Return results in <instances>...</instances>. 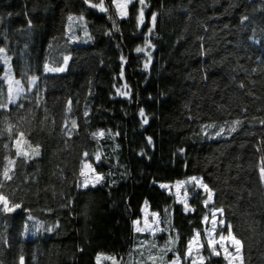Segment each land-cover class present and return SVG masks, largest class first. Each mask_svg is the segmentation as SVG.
Returning a JSON list of instances; mask_svg holds the SVG:
<instances>
[{"label": "trees", "instance_id": "obj_1", "mask_svg": "<svg viewBox=\"0 0 264 264\" xmlns=\"http://www.w3.org/2000/svg\"><path fill=\"white\" fill-rule=\"evenodd\" d=\"M127 13L110 0H0V88L5 57L25 86L23 108H0V170L16 160L3 191L21 204L0 211V264L182 257L202 236L204 198L195 191L186 211L160 184L190 176L224 209L243 264H264V0H133ZM18 132L29 158L15 156ZM83 163L103 177L95 187H78ZM144 203L163 229L153 237L133 231ZM203 244V264H225Z\"/></svg>", "mask_w": 264, "mask_h": 264}, {"label": "snow or ice", "instance_id": "obj_2", "mask_svg": "<svg viewBox=\"0 0 264 264\" xmlns=\"http://www.w3.org/2000/svg\"><path fill=\"white\" fill-rule=\"evenodd\" d=\"M87 2V0H86ZM112 2L116 5V10L119 12L120 16L126 17L127 16V8L128 5L133 3V0H112ZM138 3L140 5H145V0H138ZM91 7H99V10L101 12H105L107 11V8L104 6V4L101 2L99 4H91ZM69 19H72L71 17ZM244 19H247V17H245ZM152 20V24L153 27L155 26L156 23V15L153 14L151 17ZM138 22L140 24H143L144 22V11L143 8L140 9L139 11V17H138ZM152 30L149 29V34H151ZM137 52H143L144 49L143 48H137L136 49ZM4 49L0 48V53H3ZM149 58L150 54H149ZM67 57H65V63L67 62ZM5 62H7V58L5 57ZM145 67L147 68V64L145 65ZM47 71H58V72H62L64 71L63 67H57V68H48L47 65L45 66ZM7 82H8V88H7V93L5 94L4 90L2 88H0V97H4V99H0V108L2 109H8L9 105L13 106V110L15 109H19V108H23V104L22 103H18V101H21L25 98V86L21 84L20 80H15L13 81V79H11L10 77L7 78ZM35 82V78H33V80L31 81V83ZM30 90V89H29ZM68 111H71V102H69V107H68ZM85 115H87V112H85ZM141 115H143V112H141ZM145 123H147V121L145 120ZM241 123V121L237 120L234 122L233 127L231 128V131H235L236 130V125H239ZM262 123H264V121H262ZM77 127V122L76 120L72 119L70 121V126L69 124L66 122L64 124V128L67 129V131L65 132V135H67L69 138H71L72 135V129ZM207 127H213V125H208ZM7 131L11 132V127H9L7 129ZM223 128L220 129L219 132L216 133V135H221L223 133ZM104 132L101 131L99 133H93V136H103ZM25 137V133L23 132H18L17 136L14 137V143L16 145V151H15V156L16 157H24V158H29L30 154L28 151H22L21 150V143L24 140ZM30 147H32L31 145H29ZM7 147V145L5 146ZM40 155V148L39 145H36L34 147H32V153L31 156L35 157V156H39ZM87 153H84V156H87ZM95 159L97 161L100 160V156L97 155L95 157ZM23 162V161H22ZM16 164V160L15 159H11L8 158L7 159V164L4 165L2 167V170H0V211L3 212H13L18 208H21V204L14 202V201H10L9 199V195L7 193H5L3 191L4 188L7 187V181H11L13 179V174H12V166H14ZM83 169H92V165L89 163H83V168L80 172V176L85 177V179L78 184V187H82V188H88L89 187V179L87 176V173L83 170ZM94 171V169H93ZM261 175L262 177H264V169H261ZM103 179V177L99 174H97L95 176V181L96 183H99L101 180ZM195 182L196 186L202 187L203 190L208 194L207 195V199L205 201V206H207V204L209 202L212 201L213 199V192L211 189H209L207 184H203L202 181L198 180L196 177H192L189 181H183V182H178L176 184V188L177 191L179 192V189L181 187L184 186L185 183H192ZM96 184H92V187H95ZM161 188H167L168 185L165 184H161L160 185ZM186 194V191H185ZM12 195H14V193H12ZM187 204H185V208H187ZM210 213H211V223H212V227L209 229H206V244L207 247L210 249V253L211 255H216V256H220L221 252L224 253V259L228 262V264H233V262L235 260H240L241 264H243V256H242V250H243V241L239 238H237L236 235H234L233 231H232V225L231 223L227 224V228L228 231L225 234L223 232V227L225 226V220L223 219V215H224V209L223 208H212L209 209ZM217 213H219L220 219H219V226L221 228L220 233L218 234V237L216 235H214L216 233V229H217ZM154 216L156 215L155 213L153 214ZM28 219H32L31 216L28 217ZM204 221L207 222L209 217L206 215L204 216ZM135 224H139L140 221H135ZM149 225L147 223V219L145 220V228H148ZM52 228H49L48 231H52ZM163 229L157 228L155 231H162ZM136 232H141L143 231V229L137 227L135 229ZM155 231L152 232V235H155ZM170 242H171V238H170ZM193 245H199L201 248L204 247V244H202L200 242V232H197L195 237L188 242L187 245V251H186V258L192 256L193 253ZM217 245H219V248L217 247ZM153 247H155L156 245L153 243L152 244ZM229 247H231L232 249H234V251H229ZM100 256H97L96 260H97V264H100ZM105 259H110L112 260V264H118L117 260L115 257H105ZM153 260H155V257H152ZM179 257H176V259H174L173 261H171V264H178L179 262ZM200 260H201V264H203V260L204 257L200 256ZM21 264H23V261H21Z\"/></svg>", "mask_w": 264, "mask_h": 264}, {"label": "rangeland", "instance_id": "obj_3", "mask_svg": "<svg viewBox=\"0 0 264 264\" xmlns=\"http://www.w3.org/2000/svg\"><path fill=\"white\" fill-rule=\"evenodd\" d=\"M110 2H112V0H110ZM112 4H113V6L116 9V5L113 2H112ZM104 6H105V4H104ZM142 6L143 5H141V7ZM117 13L119 14L118 11H117ZM70 17L72 19H69ZM73 19H78L79 22H80V26H82V24L84 25V21H83L82 17L81 16H75V15H70V16L67 17V25H68V22L70 23L71 20H73ZM150 23L152 24V20H151ZM138 24H139V26L142 25L139 22H138ZM67 25H66V28H67ZM152 26H153V24L151 25V27ZM77 36L80 37L79 34H77ZM78 39H77L76 42H81ZM3 63H4V76H3V78H4V81H5L6 87L8 88L7 78L10 77L11 79H13V81H15V79L12 76L10 63L8 61L5 62V60H4ZM47 67L48 68H53V67H50V66H47ZM63 68H64V66H63ZM45 72H58V71H47L46 68H45ZM125 90H126V88L123 86V87L119 88L118 91L121 94H125ZM83 170L87 173V176H88V179H89V186H92V184H94V183L96 184L95 176L97 174H95L92 171V169H83ZM192 177H196L198 180L202 181L201 178L198 177V176H190V177H187L185 179L178 180V181H175V182H172V183H169V182L161 183V184L168 185L167 188H162V189L165 190L166 192H168L170 195H172L175 198V200L177 202H179L184 207V209L186 211L187 210H190V207L188 205V201H189L191 195L195 191H200V193L203 195L204 205H205V201H206L207 195H208L203 190L202 187L196 186L195 182L185 183L184 186L179 189V192L177 191L176 184L178 182L189 181ZM84 179H85V177H82L81 182ZM185 191H186V194H185ZM185 204H187V206H188L187 208H185ZM212 208H217V207H212V201H211V202H209L207 204V206H206V213L204 214V216L207 215L209 217V219H208L207 222H205L204 219H202V236L200 235V242L202 244H203V239H204V241H206V236H207L206 229H209V228L212 227V223H211V213L209 211V209H212ZM154 213L156 214L155 216L153 215ZM204 216H203V218H204ZM146 219H147V223L149 225L148 228H145V220ZM219 219H220V216H219V213H217V229H216V233L214 234L217 237H218V234L221 231V228L219 226ZM135 221H140V223L137 225V224L134 223ZM137 227L143 229V231L138 232V233H144V234L148 235L149 237H153V236L157 235L158 233H160V231H155L157 228H160L159 217H158V215H157L156 212L150 211L145 203L141 207L140 217L139 218H136L133 221V231L134 232H136L135 229ZM154 231H155V235H152V232H154ZM227 231H228V228H227V225L225 224V226L223 227V232L226 234ZM196 233L197 232H195L193 234V236H191L189 238L188 242L191 241L195 237ZM188 242H187V245H188ZM217 247L219 248V245H217ZM203 249H204V247L201 248L199 245H193V253H192V256L186 258V256H185L186 251H187V246H186V250L184 251V256L181 257L179 255H175V256H173L171 259H169L168 261H166L163 264H171V261H173L174 259H176V257H179L180 258L178 264H201L200 256H203V254H202V250ZM207 250H208V252H210V249L209 248H207ZM229 251H234V249H232L231 247H229ZM97 256H100V258H101L100 259V264H104L105 262H107V260H109V259H105V257H110V255H106L105 253H98ZM213 256H216V255H213ZM217 257H221L224 260V263L225 264H228V262L224 259V253L223 252H221V255L220 256H217ZM96 264H97V260H96ZM109 264H112V260H110V263ZM233 264H241V262H240V260H235L233 262Z\"/></svg>", "mask_w": 264, "mask_h": 264}]
</instances>
